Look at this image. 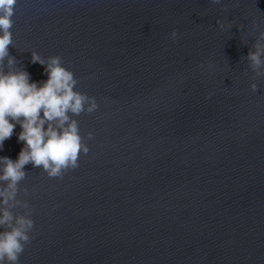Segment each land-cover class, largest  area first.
<instances>
[{
	"label": "water",
	"instance_id": "water-1",
	"mask_svg": "<svg viewBox=\"0 0 264 264\" xmlns=\"http://www.w3.org/2000/svg\"><path fill=\"white\" fill-rule=\"evenodd\" d=\"M13 19L18 65L43 80L31 51L60 55L99 104L73 117L79 167L25 166L19 264H264V0H18Z\"/></svg>",
	"mask_w": 264,
	"mask_h": 264
},
{
	"label": "clouds",
	"instance_id": "clouds-1",
	"mask_svg": "<svg viewBox=\"0 0 264 264\" xmlns=\"http://www.w3.org/2000/svg\"><path fill=\"white\" fill-rule=\"evenodd\" d=\"M17 3L18 0H0V151L17 126V143L22 144L15 160L0 156V264H19V257L32 239L30 232L35 222L28 201H17L26 209L24 215L14 216L8 208L9 201L16 199L18 185L26 178L25 166L40 168L51 178H60L69 169L79 167V157L89 152V146L81 135L79 121L73 117L91 114L99 107L94 96L77 89L78 80L60 55L45 58L31 51V62L43 66L47 77L43 80H34L17 64L9 53L14 44L12 28ZM217 24L225 28L222 20ZM170 36L176 39V30ZM261 57L264 52L259 50L248 53L254 66L264 64ZM250 87L257 91L256 83ZM208 95L210 98L213 93ZM92 136L91 132L87 134L89 140ZM24 191L27 194V189Z\"/></svg>",
	"mask_w": 264,
	"mask_h": 264
}]
</instances>
